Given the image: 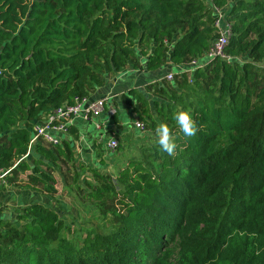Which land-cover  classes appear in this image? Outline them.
Instances as JSON below:
<instances>
[{
  "label": "trees",
  "instance_id": "trees-1",
  "mask_svg": "<svg viewBox=\"0 0 264 264\" xmlns=\"http://www.w3.org/2000/svg\"><path fill=\"white\" fill-rule=\"evenodd\" d=\"M211 3L229 11L231 63L202 59L216 38L203 0H0V170L16 164L8 185L27 174L24 187L51 199L54 172L65 187L71 174L81 201L110 218L79 239L40 203L0 216V264H171L173 244V264H264V0ZM193 60L203 67L173 85L119 97L148 131L167 123L175 156L155 143L114 178L89 169L77 185L85 167L70 141L28 149L33 124L103 87V74ZM180 109L198 127L191 138Z\"/></svg>",
  "mask_w": 264,
  "mask_h": 264
},
{
  "label": "rangeland",
  "instance_id": "rangeland-1",
  "mask_svg": "<svg viewBox=\"0 0 264 264\" xmlns=\"http://www.w3.org/2000/svg\"><path fill=\"white\" fill-rule=\"evenodd\" d=\"M232 4L233 2H230L229 6H231ZM227 13H229V11L224 10V14ZM237 60H240V58H237ZM199 63L202 64L201 61H199ZM187 65L189 66V64ZM189 68L191 69V66H189ZM132 70H134L135 72L139 71V69H134L133 67L130 66V68L124 70L126 71L125 73H127V79L130 78L131 75L128 73ZM166 70H167L166 68H161L159 70L152 71L150 73H152L153 75L154 74L163 75V73H165ZM171 70L173 72L170 73L173 74L175 73L177 74L180 72L177 70L175 65L171 68ZM102 77L104 78V82H105L104 86H107L109 82H113V80L117 77V75L103 74ZM175 80H173L171 83H167L162 79L160 83L165 82L169 85H173ZM125 84L127 83L125 82ZM100 88H97L92 93H96V92L98 93L101 90ZM141 89H142L141 92H143L145 87L142 86ZM147 96L148 98L151 97L150 93H148ZM149 100L151 99L149 98ZM122 114H123L122 112L121 113L119 112V115L115 117V119L117 120L116 122L117 128H121L119 125V119L120 116H122ZM125 117L126 118L123 121L128 122L127 115ZM136 118H138L137 115ZM129 127L131 129L133 128L131 123ZM131 129H127V132L122 139H118L120 149L114 151L113 153L108 154L107 156L100 155L101 159L97 163L90 164L88 160H84L82 163V160H80L79 158L76 159V162L78 164L85 167V169L82 170L80 173V180L77 183V185H81L82 182L90 180L91 175L89 174L88 171L89 169L99 173L100 175H108L114 178L116 172L123 167V165L128 161L130 157H139L140 153L143 150L150 148L151 146H153V144L156 143L155 132L148 131L146 129V126L144 131L136 132V131H132ZM94 132L95 129L93 126H91L89 131L90 135ZM75 141H77V139H75ZM73 146H75L76 148L77 147L76 143L73 144L72 147ZM26 175L25 174L20 175L18 177V180L20 181L18 183L16 182L13 183L14 187H18V186L23 187L22 184L26 183ZM53 176L55 178L54 187L57 190L55 199H51L48 196L40 195L39 202L58 213L60 219L63 221L64 224V229H63L64 236H66L67 238H71L73 235H77L76 237L82 239L83 236L87 233H101L104 227L109 226L110 224L109 217L106 219L100 218L97 215V213H95L93 206L83 203L81 201L80 197L78 196L81 195V193L77 191V189L75 188V184H73L72 181L74 177L71 174L68 175L67 177V185H68L67 187L64 186L63 179L58 171L54 172ZM9 210L10 212L12 211L11 208H9ZM1 212H3V207L1 209V205H0V214ZM13 213L14 212H12V214H10L8 217L10 218L13 215ZM170 250L172 252V257L170 262L171 264H173L176 259L177 248L173 244L170 246Z\"/></svg>",
  "mask_w": 264,
  "mask_h": 264
},
{
  "label": "built area",
  "instance_id": "built-area-1",
  "mask_svg": "<svg viewBox=\"0 0 264 264\" xmlns=\"http://www.w3.org/2000/svg\"><path fill=\"white\" fill-rule=\"evenodd\" d=\"M209 8L211 9L214 18L212 26L214 28L216 38L210 44L202 59L205 63L216 59L231 63L234 60L233 57L226 54V49L231 36V23L229 22L226 14H224L223 8H218L213 4ZM164 44L168 48L171 47V44H168L166 41H164ZM189 66H191L192 71L196 68L203 67V64H200L198 60H193L189 63ZM184 73H167L163 80L167 83H171L175 79V76H182ZM108 101L109 98L107 97L97 99H91L89 96L75 97L71 105L62 104L60 107L50 110L42 116L38 122L33 124V135L28 149L31 147V144L36 143H40L41 145L48 147H55L59 145L62 138L68 135L69 129L76 120H80L85 124H88L92 123L94 119L99 118L102 115H105L108 119L116 117L118 110L113 104H111V102L109 103ZM131 124L137 131L145 130L144 123L139 119H133ZM93 127L99 132L102 128L101 124L98 123H93ZM97 142L102 145L105 155L113 153L118 148V139L114 135H110L105 138V136L101 133ZM77 148L80 150L81 146L78 144ZM27 155L28 154H26V156ZM15 167L16 164L7 170H0V187L7 183V178L10 177V172Z\"/></svg>",
  "mask_w": 264,
  "mask_h": 264
},
{
  "label": "crops",
  "instance_id": "crops-1",
  "mask_svg": "<svg viewBox=\"0 0 264 264\" xmlns=\"http://www.w3.org/2000/svg\"><path fill=\"white\" fill-rule=\"evenodd\" d=\"M203 2L208 7L212 5L210 0H204ZM173 66L174 65H171L170 63L166 64L163 68H166L167 70L165 73H163V75H153L148 71L135 72L134 70H132L128 73L131 75L130 78L127 79V73H125L126 71L123 70L117 73V77L113 80V82H109L107 86L101 87V90L98 93H90L88 96L91 99L107 97L109 98V103L111 102V104H113L112 102H116L117 106H115L114 104L113 105L117 108V110H119L120 113H123V117L120 116L119 119V125L121 128H117V120L114 119L115 117L112 119H108L105 115L94 119L92 123L88 124H85L80 120H76L72 124V127L69 129L68 135L63 137L62 140L65 139L70 141L72 143L71 145L76 143V145L79 144L81 146L80 150L77 147L75 148V146H73V150L75 151L77 158L82 160V163L84 160H88L90 164L97 163L101 159L100 155L107 156L104 154L102 145L98 144L97 142V139L100 138L101 133L105 136V138L109 137L110 135H114L115 137H117V139H122L125 136L127 129H131L129 125L132 120H138V118H136V114L131 111L130 107L122 105V103H120V95L127 92L129 89H136L138 91H141L142 86L146 87L148 86L147 84L150 85L151 83L153 84L156 82H160L162 79H164L167 73L173 72L171 70ZM176 68L178 71H180L179 73L191 71L187 64L177 65ZM125 82L127 84H125ZM119 112L117 113V115H119ZM126 115L128 122L123 121L125 120ZM93 123L101 124L102 128L100 132L95 130V132L90 135L89 131L90 127L93 126ZM131 130L137 132V130L133 128ZM75 139H77V141H75ZM22 186L23 187H14V184L8 185V183H6L3 187H0L1 209L3 207V212H1L0 216L4 219L10 220L13 217L11 216L9 218L8 216L12 214V212L20 211L32 204L40 203L39 193L29 191L24 187V184H22ZM9 208L12 209L11 212Z\"/></svg>",
  "mask_w": 264,
  "mask_h": 264
},
{
  "label": "clouds",
  "instance_id": "clouds-1",
  "mask_svg": "<svg viewBox=\"0 0 264 264\" xmlns=\"http://www.w3.org/2000/svg\"><path fill=\"white\" fill-rule=\"evenodd\" d=\"M173 119L178 126L179 132L183 133L185 137L191 138L196 135L198 127L189 111L180 109L174 114ZM155 136L156 143L162 151L169 156L176 155L177 144L167 123L162 122L156 127Z\"/></svg>",
  "mask_w": 264,
  "mask_h": 264
}]
</instances>
